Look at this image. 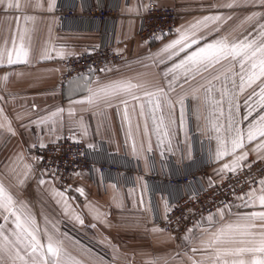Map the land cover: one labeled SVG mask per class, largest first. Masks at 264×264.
I'll use <instances>...</instances> for the list:
<instances>
[{
	"label": "crops",
	"instance_id": "crops-1",
	"mask_svg": "<svg viewBox=\"0 0 264 264\" xmlns=\"http://www.w3.org/2000/svg\"><path fill=\"white\" fill-rule=\"evenodd\" d=\"M89 3L117 7V22L100 23L88 18L62 20L56 9L59 5L81 8ZM230 3L233 7L225 6ZM150 4L175 7L179 13L178 25L173 34L153 43L138 37L141 18ZM253 12L264 14V5L255 2L245 4L243 0H31V4L21 10L8 9L6 3L0 5V49H12V37L15 34L18 50L21 44L18 33L28 29L23 41L28 51L27 62L21 56L17 62L8 64L6 52L0 61V97H3L0 108H3V115L8 118L4 121L3 116H0V123L10 121L15 132L13 135L4 131L0 135V182L16 201L26 202L41 229L47 227L53 231L51 224H46L47 219L56 224L60 233H66V237L57 234L58 238L64 240L67 253L82 264H193L194 260H204V264H210L212 249L201 241L212 239L211 233L223 224L239 222V214L260 212L264 208L258 202L244 206L248 200L247 193L255 191L257 196L260 194L259 184L239 196L242 199L237 198L231 206L221 208L224 209L222 217L217 211L211 213L214 222L209 224L208 215L205 216L201 224L192 226V231L188 229L179 240L154 224L155 214L165 216L169 211L170 195H179L182 191L179 188L172 189L162 181L165 175L185 174L201 169V182L211 186L241 171L218 172L224 163L232 160V156L222 160L214 157L217 141L216 133L210 130L206 119L209 108L202 99L198 101L188 94L197 83L184 84L181 78L179 84H183V88L178 84L174 92L168 93L175 105V123L170 126L168 138L171 140L170 145L168 139L158 145L156 135L151 130L152 122L148 120L151 151H147L148 137L142 132L144 118L136 114L139 111L137 102L122 97L129 100L133 139L137 145L135 153L131 146L132 139L127 135V123L123 120V106L119 109L116 107L120 98H114L111 101L113 107L110 108H105L103 103L93 107L86 102H76L85 100L88 96L87 88L95 89L98 85L120 80L146 83V88L135 92L141 96L140 102L145 101L143 91H152L154 87H162L167 91V80L171 79V75L166 79L163 73L178 59H182L185 53L169 60L161 49L179 38L180 32L177 29L185 31L205 16L219 15L222 20L209 22L208 28L201 27L197 32V36L204 37L199 41V46L228 33H231L230 40L233 37L242 38L249 32L256 35L260 31L259 25L264 24V16L251 22L245 21L244 18ZM25 15L35 19L25 21ZM16 17H20L18 28ZM227 17L232 19L225 23ZM217 27L219 31H213ZM105 34L108 38H114L117 50L126 52L125 60L97 73L63 83V59L94 49L102 42ZM196 47L193 45L191 50ZM45 54L51 58L42 59ZM12 56L15 60V50ZM161 58L163 63L159 62ZM222 70L217 66V71ZM217 71L211 75H216ZM205 78L210 79V75L205 74ZM197 81L201 84L205 82L199 77ZM213 84V96L219 99L217 89L222 84L218 81H213ZM251 91L246 89L237 99L240 108L236 119L240 121L239 127L245 131L262 112L257 106L248 119H244L248 113L245 100ZM200 95L203 96V90ZM180 97H183V123L180 119L181 105L177 103ZM256 99L253 98L249 104H254ZM133 105L136 107L135 113ZM57 109L63 111L57 112ZM69 109L73 110L72 115H69ZM224 110L226 115V100ZM164 112L167 115V107ZM222 122L226 124V119L222 118ZM137 123L141 124L140 133L136 132ZM64 135L93 145L91 148L96 159L135 164L140 172L135 173L128 184L121 182V179L115 182L113 176L104 175L98 170L94 172V178L89 173L79 172L72 174L67 183L61 184L49 173L36 170L32 145L47 144ZM253 146L248 144L245 150ZM17 154L22 155L23 160L14 165L13 160ZM256 159V154L250 153L246 162L251 163ZM24 165H31L27 177L22 174ZM13 167L15 172L11 170ZM152 173L157 174L160 181H148ZM41 178L46 181L43 185L39 184ZM21 180L22 184L19 183ZM77 188H83L84 194L77 192ZM57 192L63 193V197L57 195ZM65 202L68 205L67 212ZM74 213L81 216L83 225L72 218ZM97 213H100V219L95 218ZM4 223L0 216V224ZM92 224L96 227H90ZM7 226L14 228L11 221L7 222ZM201 229L208 231L202 234ZM186 235L190 236V240L183 239ZM40 239L46 244L42 232ZM219 246L230 245L224 243ZM192 249L197 251L194 253Z\"/></svg>",
	"mask_w": 264,
	"mask_h": 264
},
{
	"label": "snow or ice",
	"instance_id": "snow-or-ice-1",
	"mask_svg": "<svg viewBox=\"0 0 264 264\" xmlns=\"http://www.w3.org/2000/svg\"><path fill=\"white\" fill-rule=\"evenodd\" d=\"M247 3H259L264 5V0H243ZM8 9L21 10L31 4V0H0V5H4ZM226 7H233V4L225 5ZM264 16L262 13L253 12L244 18L245 21L251 22L257 17ZM25 21L34 20V17L25 15ZM232 17L224 19L227 20ZM16 24L18 28L20 17H16ZM222 20L219 15L205 16L198 20L195 24L190 25L188 30L181 31L179 38L172 40L170 43L164 45L161 49L162 53L167 54V59L171 60L173 57H179L181 53H185L182 59L174 62L171 67L163 73L167 79L171 75V79L167 80V91L162 87H154L152 91H143L144 102L141 101V96H137L135 92L146 88V83H132L130 80L112 81L106 85H98L97 88H87L88 96L85 100L77 101L76 103H88L90 106H97L101 103L105 108L113 107L111 101L114 98H120L119 104L116 107L119 109L123 106L122 116L127 123V135L132 139V150L135 153L137 145L133 139V125L132 114L129 111V100L122 97H128L132 101L138 103L139 111L136 113L143 119L142 132L145 137H148L147 151H151V140L149 137L148 120L152 122V132L155 133L158 145L163 144L165 139L170 136V126L175 123L173 101L169 98L168 93L174 92L181 78L184 84L196 82L197 86L191 89L188 93L193 99L203 100L204 105L208 106L209 112L208 125L210 130L216 133L215 139L217 141V148L214 157L217 160H222L226 156H232L229 163H224L218 172L223 173L225 170L235 173L243 168H251L252 164L257 161H264V24L259 25V33L253 35L249 32L242 38L233 37L231 40L229 36L231 33L225 34L211 42L199 46V41L204 39L203 36H197V32L201 27L208 28L209 22L215 23ZM243 23V22H242ZM28 29L19 31L18 38L21 41L20 47L16 49L17 36L12 37V49H0V61L3 60L5 52L7 53V63L13 64L17 62L21 56L27 62L28 51L25 49L23 41ZM213 31H219V28H214ZM255 31V29L253 30ZM159 38V37H157ZM8 41H5L7 44ZM193 45H197L195 50H191ZM16 51V59H13L12 52ZM186 50H191L187 51ZM159 55V53L157 54ZM42 59L51 58L47 54L41 57ZM163 63V58L160 59ZM226 65V67H225ZM217 66L222 68V71H217ZM238 66V71L236 70ZM213 71H217L216 75H211ZM205 74L210 75V79L205 78ZM204 80L203 84L197 81V78ZM213 81H218L222 87L217 89L219 92V99L213 96L215 85ZM229 84L231 87H229ZM183 88V84H179ZM255 86V87H254ZM258 88V91H257ZM246 89H252L245 100V106L248 107V113L244 119H248L255 107L259 106L262 110L258 114V118L249 124L245 131L239 127L240 121L236 119V114L239 111L240 105L237 102L238 96L243 94ZM203 90V96L200 93ZM257 98L254 104H249ZM3 97H0L2 100ZM227 101V114L225 115L224 103ZM181 105V123H183V97L177 100ZM147 106V112L145 108ZM35 107V105H33ZM167 107L168 112L165 115L164 109ZM199 110V108H198ZM63 109H57V112H62ZM133 112H136V107L133 105ZM4 110L0 108V116H3L4 121L8 118L3 115ZM73 114V110L69 109V115ZM102 114V113H101ZM56 115V113H52ZM19 118V117H18ZM222 118L226 119V124L222 122ZM40 122H43L41 120ZM9 132L15 135L14 129L11 127L10 121L7 123H0V135L3 132ZM85 134L87 129H84ZM136 132H141V124H136ZM169 145L171 140L168 139ZM248 144H254L248 150H245ZM36 147V145H32ZM39 147H46L45 144L40 143ZM93 147V145H88ZM143 147V145H141ZM170 150V149H169ZM239 150V154H237ZM250 153L256 154V161L247 163ZM42 159V157L37 158ZM23 157L17 154L13 160L15 165L17 161H22ZM31 165H24L23 175L27 177ZM16 171L15 167L11 169ZM23 183V180L19 181ZM46 181L41 178L39 184L43 185ZM261 188L260 194L257 196L255 191L247 193L248 200L245 201L244 206L249 204L255 205L257 202L264 208V178L259 181ZM211 185V182H210ZM77 192L84 194L83 188H77ZM57 195L63 197V193L57 192ZM242 199V197H238ZM143 202V201H141ZM65 212L68 211V205L65 202ZM217 213L222 217L224 209H218ZM0 216L6 222L0 224V264H82L81 261L76 260L67 253L64 248V240L59 237H66V233H60L56 224L46 219V224H51L53 231H49L47 227L43 229L37 224L35 217L31 214L26 202L16 201L9 193L5 185L0 182ZM72 218L79 224L83 225L84 220L79 214H73ZM100 219V213L95 216ZM237 223L223 224L216 232L211 233L212 239L208 241H201L207 248L212 249L210 254V264H264V211L251 212L239 214ZM11 221L14 228H8L7 222ZM209 224L214 222L213 214L207 217ZM90 227H96L95 224ZM154 231L156 229H153ZM189 232L192 230L189 229ZM208 229H201V233L207 232ZM46 239V244L41 242L40 234ZM185 241L190 240V236L183 237ZM227 243L230 246L221 247L219 245ZM195 253L197 249H192ZM193 264H204V260L193 261Z\"/></svg>",
	"mask_w": 264,
	"mask_h": 264
},
{
	"label": "built area",
	"instance_id": "built-area-1",
	"mask_svg": "<svg viewBox=\"0 0 264 264\" xmlns=\"http://www.w3.org/2000/svg\"><path fill=\"white\" fill-rule=\"evenodd\" d=\"M56 9L62 20L88 18L104 23L117 22L119 18L118 8L106 4L89 3L81 8L75 5L69 7L59 5ZM178 16L175 7L150 4L141 18L138 37L153 43L171 36L177 28ZM115 46L114 38H108L105 34L102 42L94 49L63 59L62 82L66 83L79 76L97 73L125 60L126 52L117 50ZM45 145L44 148L39 145L33 148L35 168L38 172L49 173L61 184L67 183L72 174L79 172L89 173L94 178L96 170L104 175L113 176L115 182L121 179V182L128 184V180L135 173L140 172L135 164L96 159L93 148L68 135L58 137ZM38 157L42 159L38 160ZM202 171L199 169L185 174L165 175L162 179L170 188H179L182 191L179 195H170L169 211L165 216L155 214L153 222L173 234L178 240L192 226L201 224L205 216L231 206L239 196L257 187L264 177V162L257 161L251 168L245 167L211 186H205L201 182ZM158 177L157 174L152 173L148 181H160Z\"/></svg>",
	"mask_w": 264,
	"mask_h": 264
}]
</instances>
